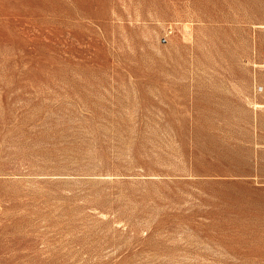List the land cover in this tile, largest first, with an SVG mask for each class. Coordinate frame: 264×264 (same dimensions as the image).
Listing matches in <instances>:
<instances>
[{"label":"rangeland","instance_id":"obj_1","mask_svg":"<svg viewBox=\"0 0 264 264\" xmlns=\"http://www.w3.org/2000/svg\"><path fill=\"white\" fill-rule=\"evenodd\" d=\"M0 264H264V0H0Z\"/></svg>","mask_w":264,"mask_h":264}]
</instances>
